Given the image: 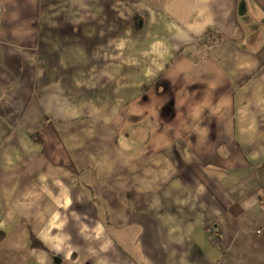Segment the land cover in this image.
<instances>
[{
  "label": "crops",
  "instance_id": "1",
  "mask_svg": "<svg viewBox=\"0 0 264 264\" xmlns=\"http://www.w3.org/2000/svg\"><path fill=\"white\" fill-rule=\"evenodd\" d=\"M263 165L264 0H0V264H264Z\"/></svg>",
  "mask_w": 264,
  "mask_h": 264
},
{
  "label": "built area",
  "instance_id": "2",
  "mask_svg": "<svg viewBox=\"0 0 264 264\" xmlns=\"http://www.w3.org/2000/svg\"><path fill=\"white\" fill-rule=\"evenodd\" d=\"M204 228L209 231L211 234H213V236L217 237L218 232H215L212 225L209 224H204Z\"/></svg>",
  "mask_w": 264,
  "mask_h": 264
},
{
  "label": "trees",
  "instance_id": "3",
  "mask_svg": "<svg viewBox=\"0 0 264 264\" xmlns=\"http://www.w3.org/2000/svg\"><path fill=\"white\" fill-rule=\"evenodd\" d=\"M1 238L2 237L0 236V240H1ZM33 244H34L35 247H40L41 246L37 240H35Z\"/></svg>",
  "mask_w": 264,
  "mask_h": 264
}]
</instances>
